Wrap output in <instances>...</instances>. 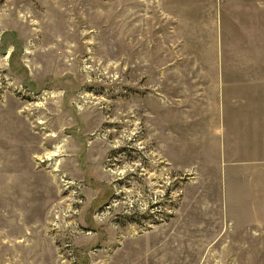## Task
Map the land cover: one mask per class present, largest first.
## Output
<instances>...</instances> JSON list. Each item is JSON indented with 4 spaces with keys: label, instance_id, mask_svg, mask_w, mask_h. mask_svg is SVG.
<instances>
[{
    "label": "rangeland",
    "instance_id": "obj_1",
    "mask_svg": "<svg viewBox=\"0 0 264 264\" xmlns=\"http://www.w3.org/2000/svg\"><path fill=\"white\" fill-rule=\"evenodd\" d=\"M0 264H264V0H0Z\"/></svg>",
    "mask_w": 264,
    "mask_h": 264
}]
</instances>
